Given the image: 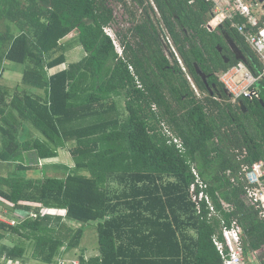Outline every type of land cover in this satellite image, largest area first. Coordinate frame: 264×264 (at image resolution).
<instances>
[{"label": "trees", "instance_id": "obj_1", "mask_svg": "<svg viewBox=\"0 0 264 264\" xmlns=\"http://www.w3.org/2000/svg\"><path fill=\"white\" fill-rule=\"evenodd\" d=\"M135 4L145 11L138 20L125 0H0V206L19 222H0V259L57 264L81 249L79 264H223L213 243L220 220L205 203L198 214L189 195L193 167L226 224H241L246 257L264 248L241 176L264 162V78L260 99L233 102L217 76L244 62L257 77L263 64L233 22L206 28L213 2ZM119 7L129 23L116 34L123 56L105 33ZM75 43L85 55L63 67ZM6 62L24 66L20 84L2 82ZM60 150L74 162L63 177H28L40 169L31 155L38 164ZM90 224L98 256L86 260Z\"/></svg>", "mask_w": 264, "mask_h": 264}, {"label": "built area", "instance_id": "obj_2", "mask_svg": "<svg viewBox=\"0 0 264 264\" xmlns=\"http://www.w3.org/2000/svg\"><path fill=\"white\" fill-rule=\"evenodd\" d=\"M214 3L213 17L206 25L209 31H214L226 20L234 23V27L245 39L246 43L255 53L259 61L264 66V2L259 0H207ZM236 17L246 20L242 25L235 24ZM109 28H105V33L112 39L116 52L123 56V48L116 34L108 33ZM118 40V41H117ZM168 43L172 41L167 37ZM219 77V74H218ZM264 78V70L260 76H254L248 69L246 63L240 62L236 67L227 72H222L220 82L223 83L227 92L231 95L233 102L241 98L248 100L260 99V93L256 85ZM168 136L172 133L167 127L164 128ZM171 133V134H170ZM174 143L179 149H183L182 143L174 138ZM192 173L195 177L191 185L189 195L191 201L196 205L198 214L202 213V203L206 204L208 219L219 218L220 231L213 237V243L222 258L223 264H264V248L253 251L247 258L244 251L243 228L237 219H232L231 224L227 225L220 212L215 207L211 197L206 192L207 185L199 175L198 170L193 167ZM245 185L244 202L259 213V219L264 222V162L256 163L252 168H243L241 174ZM225 212H232L233 206L222 202ZM50 213L45 210L43 212ZM31 217H36L30 213ZM0 222L9 226H16L19 222L14 218V213L7 209L0 211ZM0 264H23L22 262L6 259H0ZM57 264H79V260L67 263L60 259Z\"/></svg>", "mask_w": 264, "mask_h": 264}, {"label": "rangeland", "instance_id": "obj_3", "mask_svg": "<svg viewBox=\"0 0 264 264\" xmlns=\"http://www.w3.org/2000/svg\"><path fill=\"white\" fill-rule=\"evenodd\" d=\"M135 1L136 0H125V2L129 5L130 8L134 7V9H139L137 11L138 12L137 20H138L141 15L145 14V11H142V9L139 8L135 4ZM116 15H117V24L113 25V27L109 28L110 30H108V33H110L112 35L117 34L118 31H121L122 29H124V27H127L129 25V23L127 21V16H126V14H124L123 10L120 7L116 9ZM4 30H5V27L3 25H0V31H4ZM70 41L71 40L68 37V38L64 39L62 41V43L67 44ZM118 43H120V42H118ZM229 43H230L229 46L232 48V50L236 54H238V56H240L239 51L237 50L238 48L232 42H229ZM58 52H57L56 56L59 54ZM83 55H85V52L83 51V49L79 45H77L75 43L72 46V50L67 52V64L63 67H68V65L78 62L81 58H83ZM166 55L169 57V59H171L168 51H166ZM181 65L183 66L182 63H181ZM23 70H24V66H22V65L11 63V62L10 63L6 62L4 64V72L2 75V77H3L2 82L9 85L10 87L16 86L17 84H20ZM184 70H185V68H184ZM51 73H53V71H51ZM221 73H217V76L219 74V77H218L219 80H220ZM188 80L190 81L192 88L194 89L196 94H198L200 96L201 93L198 90V88L196 87V85L194 84L193 79L188 77ZM31 90L36 92V93L43 95L42 91H38V90H34V89H31ZM124 102H125L124 99H121L119 101L120 109L124 106ZM165 127H167V126H165ZM34 135L36 136L35 133H34ZM70 148H71V146H69V149ZM30 157L32 159V162H31V159L28 158L27 163L36 165L34 167H40V169L38 168V170H34L33 172H30L28 174V177H31V178H42L45 176L63 177L64 174L67 173L68 170H70L74 166V162H73V160H72V158H71V156L67 150H60L59 156L57 158L49 159V160H41V161H39L38 164H37V160L34 157H32V155ZM6 205L8 206V204H6ZM1 210H5L4 207L0 206V211ZM53 214L58 215L57 212H53ZM74 227H78V226L74 225ZM81 246L86 249V253H85L86 254L85 255L86 260H88L92 257L98 256V252H97L98 235H97V227L95 224H90L86 227L85 237L82 241ZM81 252H82L81 249H78V250L72 249L65 254L63 260L66 261L67 263L72 262V261L78 262V257H80Z\"/></svg>", "mask_w": 264, "mask_h": 264}, {"label": "water", "instance_id": "obj_4", "mask_svg": "<svg viewBox=\"0 0 264 264\" xmlns=\"http://www.w3.org/2000/svg\"><path fill=\"white\" fill-rule=\"evenodd\" d=\"M261 3L264 2V0H259ZM197 74L201 77L202 81L204 82L206 88L210 91V86L208 84L207 76L203 73V71L199 68L198 65L195 66ZM213 93L211 92V96Z\"/></svg>", "mask_w": 264, "mask_h": 264}, {"label": "flooded vegetation", "instance_id": "obj_5", "mask_svg": "<svg viewBox=\"0 0 264 264\" xmlns=\"http://www.w3.org/2000/svg\"><path fill=\"white\" fill-rule=\"evenodd\" d=\"M232 49V48H231ZM233 51V50H232ZM234 52V51H233ZM235 53V52H234ZM236 54V53H235ZM240 54V53H239ZM229 61L227 60V63H228Z\"/></svg>", "mask_w": 264, "mask_h": 264}, {"label": "crops", "instance_id": "obj_6", "mask_svg": "<svg viewBox=\"0 0 264 264\" xmlns=\"http://www.w3.org/2000/svg\"><path fill=\"white\" fill-rule=\"evenodd\" d=\"M37 94H39V93H37Z\"/></svg>", "mask_w": 264, "mask_h": 264}]
</instances>
